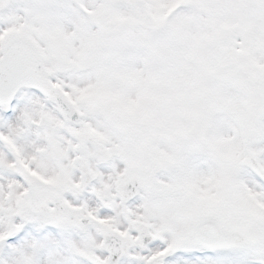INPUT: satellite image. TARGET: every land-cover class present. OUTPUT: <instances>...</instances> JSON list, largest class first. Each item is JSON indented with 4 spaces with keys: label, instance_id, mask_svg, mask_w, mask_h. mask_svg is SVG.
<instances>
[{
    "label": "snow or ice",
    "instance_id": "6c2138e0",
    "mask_svg": "<svg viewBox=\"0 0 264 264\" xmlns=\"http://www.w3.org/2000/svg\"><path fill=\"white\" fill-rule=\"evenodd\" d=\"M0 264H264V0H0Z\"/></svg>",
    "mask_w": 264,
    "mask_h": 264
}]
</instances>
